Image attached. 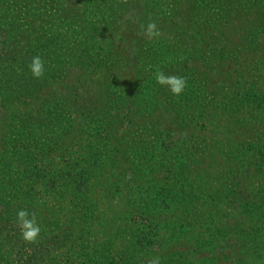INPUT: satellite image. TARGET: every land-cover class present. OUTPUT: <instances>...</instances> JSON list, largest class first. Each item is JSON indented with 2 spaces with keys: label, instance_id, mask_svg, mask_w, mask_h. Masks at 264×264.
Wrapping results in <instances>:
<instances>
[{
  "label": "trees",
  "instance_id": "1",
  "mask_svg": "<svg viewBox=\"0 0 264 264\" xmlns=\"http://www.w3.org/2000/svg\"><path fill=\"white\" fill-rule=\"evenodd\" d=\"M183 3L184 0H0V119L5 111L14 113L11 114L14 124L1 125L5 139L13 138V141L0 144V264H55L53 253L60 254L65 249V254L69 255L75 247L74 241L89 235L87 227H80L76 233L68 228L63 231L59 224V217L68 214L70 196L80 192L74 171L53 167V162L60 157H49L56 142L62 141L63 125L67 127V124L56 115L55 109L53 113V107L41 110L32 105H83L82 113L85 107L89 112L94 111L100 116L101 123H121L122 116L126 115L123 108L129 112L135 107L145 108V105L155 103L153 83L143 87L137 85L124 94L114 81H101L100 73L105 68L111 74L125 71L130 68L131 60L141 54L136 75L145 72L149 63H154L161 64L163 72L168 67L181 77L190 72L196 77L201 75L205 86L215 85L216 71L210 69L213 64H216V70L222 67L224 71L229 64L239 63L240 54L247 52L257 56L264 49V0H190L187 21L191 22L192 29L178 23L164 33L160 31V37L153 40L138 34L142 31L141 25L161 17L160 7L178 12ZM216 7L219 13L214 15L212 8ZM131 9H142L138 15L142 16L143 22L140 18L136 24L122 22L123 15ZM224 11H228L225 15L229 14L226 21L221 18ZM187 49L190 51L187 62L180 59L173 66V55L179 56L174 53ZM37 55L44 61L45 69L39 79L34 78L29 69L32 58ZM247 71L244 77L229 82L220 92L216 91L215 105L220 107L217 111L209 107L210 102L199 100L186 106L193 121L212 128L208 136L211 137L213 155L233 131L228 121L224 130L212 127L214 121L233 117L237 105H247L249 113H264V58L254 60ZM69 79L73 81L66 83ZM184 90L182 96L190 102L194 92L188 87ZM22 109L26 111L25 115L19 113ZM48 110L56 120L48 122L51 115ZM237 120H240L238 116ZM192 145L182 169L200 161L201 152L197 144ZM258 145L233 150L225 157L244 167L249 176L254 174L256 178H262L264 144ZM50 173L56 179L50 180ZM204 178L193 179L188 186L197 189L198 193L193 191V199L199 203L204 201L205 206L200 205L206 212L201 213L198 207V211H188L203 225L221 223L220 217L210 214L207 198L200 197L208 193L210 183L218 178L211 177L208 171ZM131 180H126L129 186ZM196 181H202V184L193 187ZM175 183L179 191L182 189L178 183L185 184L184 181ZM223 189L219 190L220 206L229 213L228 219L223 220L224 227L217 229L215 234L207 228L206 233L201 231L195 236L194 242L190 239V249L179 252L180 264H264L262 189L256 193ZM40 192L45 201L54 197V192L60 197L59 204L51 210L52 216L55 214L57 218L42 216L41 208L36 207ZM187 193L191 194V191ZM189 205H192L191 200ZM94 207L90 210L96 211L97 206ZM21 209L28 210L30 215L34 213L41 228L35 243H27L21 236L16 223V214ZM79 213L82 218L87 217L88 206L82 207ZM82 224L87 226V221ZM90 224L94 222L88 226ZM215 235L219 236L217 240ZM155 246L156 252L163 247L161 241ZM227 249L230 250L228 253L225 252ZM110 254L115 255L101 264L138 262L131 247L118 252L112 248ZM162 257L160 264H177L168 255ZM81 262L85 261L81 259Z\"/></svg>",
  "mask_w": 264,
  "mask_h": 264
},
{
  "label": "rangeland",
  "instance_id": "2",
  "mask_svg": "<svg viewBox=\"0 0 264 264\" xmlns=\"http://www.w3.org/2000/svg\"><path fill=\"white\" fill-rule=\"evenodd\" d=\"M189 1L184 0L183 7L178 12L160 7L161 17L156 18L154 22L162 33L166 29L176 27L178 23H184L189 30L192 29L191 22L187 21L190 15ZM142 12V9H131L123 15L122 22L136 24L142 17L138 13ZM226 12L228 11L221 15L223 21L228 19L229 14L225 15ZM212 13L214 15L219 13V8H212ZM196 31L198 32L197 29ZM258 53L257 56L247 52L240 54L239 63L229 64L224 71L219 66L216 70V64H213L210 69L216 71L214 72L216 86L212 83L205 86L201 75L196 77L188 72L182 76L186 78L187 87L194 92V98L192 96L190 102L184 100L183 93L175 96L166 87L156 83L154 73L157 69L161 70V64L149 63L145 72L136 75L137 66L141 63L139 59L142 57L141 54L131 60L130 68L125 71L111 74L105 68L100 73L101 81L104 83L114 81L118 85L117 89L124 94L137 85L143 87L149 82L153 83L151 88L155 103L145 105V108L135 107L129 112L123 108L122 112L126 115L122 116L121 123L119 121L113 124L106 121L101 123L100 116L98 117L94 111L89 112L85 107L82 113L83 105H32L38 106L41 110L53 107V113L55 109L56 115H60L63 123L67 124V127L63 125L62 141L56 142L57 145L49 157L53 159L60 157L53 162V167L70 168L74 171V177L77 178L75 181L80 185L78 186L76 182L75 184L80 187V192L73 197L70 196V203H67L68 214L59 217L61 229H73L74 232L80 227L89 229L86 238L74 241L75 247L69 255L65 254V249L60 254H52L55 264H101L115 255L110 254L112 248L118 252L128 247L133 249L137 264H149V261L156 257L161 261L162 255H168L180 264L182 260L179 252L190 249L188 245L190 239L194 242L195 236L201 231L206 233L207 228H211L215 234L218 233L217 229L224 227V221L228 219L229 213L220 206L222 198L220 189L226 188L229 191L243 193L248 191L256 193L262 189L264 196V176L262 178H256L254 174L249 176L244 167L225 157V154L229 156L233 150L241 151L245 147L255 148L260 143L264 144V113L257 111L249 113L247 105H237L233 110V117H223L214 121L212 127L224 130V124L228 121V125L233 129L225 143L221 144L220 150L215 151L214 156L213 148L210 146L211 137L208 136L212 128L202 127L201 123L193 121L186 109V106H192L199 100L210 102L209 107L217 111L220 107L215 105L216 91L220 92L229 82L244 77V73L249 72L247 68L254 60L264 58V49ZM174 54L179 56L173 55L174 59L171 60L173 66L180 59L187 62L190 51L178 50ZM164 73L180 74L169 67ZM72 81L69 79L66 83ZM217 84L220 87L217 88ZM61 86L58 84L59 88ZM22 111L19 113L25 115L26 111L23 109ZM49 113L51 115L48 122L57 119L48 110ZM248 113L250 115H247ZM11 114L14 113L5 111L3 118L0 119V144L6 140L9 144L13 141V138L5 139L6 136L1 130L3 123L14 124ZM128 121L133 123L129 124ZM193 143L197 144L201 152L200 161L192 163L190 168L182 169ZM207 171L211 177L218 179L210 183L206 196L200 197L207 198L205 201L208 206L210 205V214L220 217L221 223L216 221L206 226L199 223L201 220L194 214H190L193 210L198 211V208L201 209V213H205L206 209L200 205L205 206L204 201L199 203L193 199V191L196 190L198 193L197 189L193 190L188 185L189 181H194L193 179L204 180ZM50 174V180L56 179ZM130 178L132 180L129 186L126 180ZM178 181L185 183H178L181 191L176 188L175 182ZM201 182L196 181L192 185L195 187L199 183L202 184ZM187 191H191V194ZM52 195L54 197L45 201L43 192H40L36 207L41 208L42 216L50 215L57 218L55 214L52 216L51 210L59 204L60 197H57L55 192ZM190 200L192 205H189ZM85 205L88 206V214L82 218L79 210ZM94 206H97L96 211H91L90 208L95 209ZM84 220L87 221V226L82 224ZM91 221L94 224L88 226ZM192 221L197 224L193 225ZM168 238H172L170 242H167ZM218 238L219 236L215 235V239ZM160 241L163 247L160 246V252H156L155 245ZM229 251L225 250L227 253ZM81 259L85 262H81Z\"/></svg>",
  "mask_w": 264,
  "mask_h": 264
},
{
  "label": "clouds",
  "instance_id": "3",
  "mask_svg": "<svg viewBox=\"0 0 264 264\" xmlns=\"http://www.w3.org/2000/svg\"><path fill=\"white\" fill-rule=\"evenodd\" d=\"M142 31L138 34L147 37L149 40L159 38L160 30L155 22H149L140 26ZM29 69L34 78H42L44 75V61L39 55L32 58ZM154 79L160 86L166 87L169 92L175 96L183 93L187 87L186 78L178 75H166L163 71L157 69L154 73ZM16 223L20 229L23 240L27 243H35L41 232V228L37 223L35 214H29L28 210L21 209L16 214ZM149 264H160V258L156 257L149 261Z\"/></svg>",
  "mask_w": 264,
  "mask_h": 264
}]
</instances>
